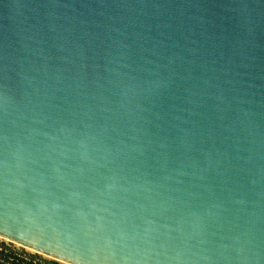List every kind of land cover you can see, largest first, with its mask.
I'll return each instance as SVG.
<instances>
[{
	"label": "water",
	"instance_id": "1",
	"mask_svg": "<svg viewBox=\"0 0 264 264\" xmlns=\"http://www.w3.org/2000/svg\"><path fill=\"white\" fill-rule=\"evenodd\" d=\"M0 238L264 264V0H0Z\"/></svg>",
	"mask_w": 264,
	"mask_h": 264
},
{
	"label": "rangeland",
	"instance_id": "2",
	"mask_svg": "<svg viewBox=\"0 0 264 264\" xmlns=\"http://www.w3.org/2000/svg\"><path fill=\"white\" fill-rule=\"evenodd\" d=\"M0 264H61L0 239Z\"/></svg>",
	"mask_w": 264,
	"mask_h": 264
},
{
	"label": "bare ground",
	"instance_id": "3",
	"mask_svg": "<svg viewBox=\"0 0 264 264\" xmlns=\"http://www.w3.org/2000/svg\"><path fill=\"white\" fill-rule=\"evenodd\" d=\"M0 239L3 240V241H5V242H7V243H10V244L16 245V246H18V247H20V248H23L24 250H27L28 252L35 253V254H38V255H40V256H44L45 258H48V259H50V260H54V261L59 262V263H61V264H66V263L60 262V261H58V260H55V259H53V258H50V257H48V256H45V255H43V254H40V253H38V252H35V251H32V250L27 249V248H25V247H22V246H20V245H17V244H15V243H12V242H10V241H7V240H5V239H2V238H0Z\"/></svg>",
	"mask_w": 264,
	"mask_h": 264
}]
</instances>
